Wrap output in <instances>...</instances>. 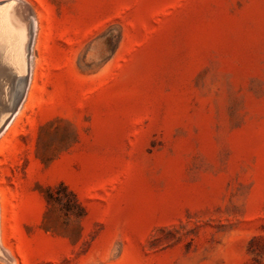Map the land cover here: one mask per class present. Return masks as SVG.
Here are the masks:
<instances>
[{
  "label": "rangeland",
  "instance_id": "obj_1",
  "mask_svg": "<svg viewBox=\"0 0 264 264\" xmlns=\"http://www.w3.org/2000/svg\"><path fill=\"white\" fill-rule=\"evenodd\" d=\"M10 1L0 264H264V0Z\"/></svg>",
  "mask_w": 264,
  "mask_h": 264
},
{
  "label": "bare ground",
  "instance_id": "obj_2",
  "mask_svg": "<svg viewBox=\"0 0 264 264\" xmlns=\"http://www.w3.org/2000/svg\"><path fill=\"white\" fill-rule=\"evenodd\" d=\"M14 6L16 7L14 1H10L7 4L0 6V103L3 98L2 95H4L5 92L4 85L8 82V73L5 70L4 65L9 66L17 75L24 73L25 70L24 50L28 39V27L22 23L21 18H19L21 16H17ZM17 112L16 114H18ZM16 114L4 125V128L2 129L3 131H5ZM4 119H6V116L1 118L0 125L3 123ZM3 131H1L0 136Z\"/></svg>",
  "mask_w": 264,
  "mask_h": 264
},
{
  "label": "water",
  "instance_id": "obj_3",
  "mask_svg": "<svg viewBox=\"0 0 264 264\" xmlns=\"http://www.w3.org/2000/svg\"><path fill=\"white\" fill-rule=\"evenodd\" d=\"M27 42L25 45V70L24 73L17 75L13 70L9 67L4 65L5 70L8 73V88H6L4 91L3 98L0 103V122L1 118L3 116H6V119H4L3 123L0 125V133L2 129L4 128V125L8 122L10 118H12L16 112L18 111L20 104L22 103L28 85H29V76H30V50H31V44L33 40V27L31 26L29 28V32L27 34ZM15 82L16 89L14 92L8 91L11 89V83ZM13 89V86H12Z\"/></svg>",
  "mask_w": 264,
  "mask_h": 264
}]
</instances>
